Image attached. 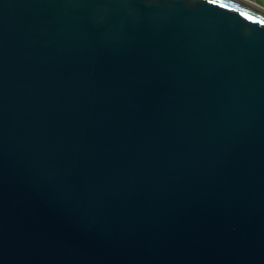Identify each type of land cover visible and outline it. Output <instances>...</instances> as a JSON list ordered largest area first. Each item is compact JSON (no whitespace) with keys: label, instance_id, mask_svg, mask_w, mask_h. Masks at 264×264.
<instances>
[{"label":"water","instance_id":"obj_1","mask_svg":"<svg viewBox=\"0 0 264 264\" xmlns=\"http://www.w3.org/2000/svg\"><path fill=\"white\" fill-rule=\"evenodd\" d=\"M261 21L0 0V264H264Z\"/></svg>","mask_w":264,"mask_h":264},{"label":"snow or ice","instance_id":"obj_2","mask_svg":"<svg viewBox=\"0 0 264 264\" xmlns=\"http://www.w3.org/2000/svg\"><path fill=\"white\" fill-rule=\"evenodd\" d=\"M208 2L211 3V4H217V3H219V0H208ZM222 6L223 7H227V5H222ZM241 14L247 16V14H245V13H241ZM247 18L248 19H253V17H251V16H248ZM261 23H264V21H261Z\"/></svg>","mask_w":264,"mask_h":264},{"label":"rangeland","instance_id":"obj_3","mask_svg":"<svg viewBox=\"0 0 264 264\" xmlns=\"http://www.w3.org/2000/svg\"><path fill=\"white\" fill-rule=\"evenodd\" d=\"M252 1L264 6V0H252Z\"/></svg>","mask_w":264,"mask_h":264},{"label":"bare ground","instance_id":"obj_4","mask_svg":"<svg viewBox=\"0 0 264 264\" xmlns=\"http://www.w3.org/2000/svg\"><path fill=\"white\" fill-rule=\"evenodd\" d=\"M254 2V1H253ZM256 3V2H255ZM258 4V3H257Z\"/></svg>","mask_w":264,"mask_h":264}]
</instances>
